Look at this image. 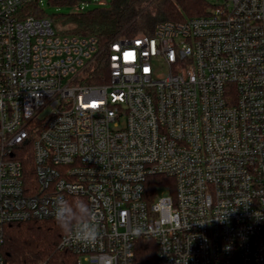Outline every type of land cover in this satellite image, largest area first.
Listing matches in <instances>:
<instances>
[{"label":"built area","instance_id":"obj_1","mask_svg":"<svg viewBox=\"0 0 264 264\" xmlns=\"http://www.w3.org/2000/svg\"><path fill=\"white\" fill-rule=\"evenodd\" d=\"M41 4L0 0V264L6 225L61 198L95 213L94 242H60L77 264H135L140 239L157 264H264V0L104 46Z\"/></svg>","mask_w":264,"mask_h":264},{"label":"trees","instance_id":"obj_2","mask_svg":"<svg viewBox=\"0 0 264 264\" xmlns=\"http://www.w3.org/2000/svg\"><path fill=\"white\" fill-rule=\"evenodd\" d=\"M80 0H50L55 4L79 6ZM211 3L207 0H110L108 5H96L69 13H57L52 18L55 29L62 34L95 36L100 46L120 37L152 34L158 22L185 20L206 15ZM43 10L35 13L43 16ZM186 15L188 17H186ZM55 25V24H54ZM93 82H104L108 68L105 58L95 64ZM173 182V178L152 176L148 190ZM76 199H73V201ZM69 231L62 229L56 218L13 222L5 227L2 246L6 264H77L78 256L60 247ZM135 264H157V245L153 239H140L135 252Z\"/></svg>","mask_w":264,"mask_h":264},{"label":"clouds","instance_id":"obj_3","mask_svg":"<svg viewBox=\"0 0 264 264\" xmlns=\"http://www.w3.org/2000/svg\"><path fill=\"white\" fill-rule=\"evenodd\" d=\"M94 215V210L82 199L69 201L61 198L56 203L55 218L59 226L74 232V238L84 244H91L97 238L98 226Z\"/></svg>","mask_w":264,"mask_h":264},{"label":"rangeland","instance_id":"obj_4","mask_svg":"<svg viewBox=\"0 0 264 264\" xmlns=\"http://www.w3.org/2000/svg\"><path fill=\"white\" fill-rule=\"evenodd\" d=\"M207 1H209L211 5H213L209 9L211 10L215 5L220 4L224 2L225 0H207ZM109 3H110V0H80L79 6H72V5H67V4H55V3L50 2V0H42L41 8L44 11L43 16L53 17L57 13H69L73 11H78L80 10L81 6H84L85 9H89L96 5H101V4L108 5ZM186 17L188 16L186 15ZM54 24H55L54 25L55 27L56 23ZM158 70L159 72H163L166 70V67L164 66V64L159 65ZM158 194L159 196L168 195V191L166 188L161 187L158 190Z\"/></svg>","mask_w":264,"mask_h":264}]
</instances>
